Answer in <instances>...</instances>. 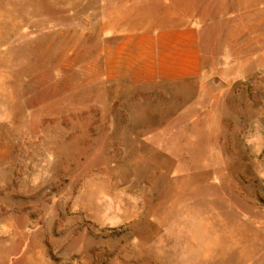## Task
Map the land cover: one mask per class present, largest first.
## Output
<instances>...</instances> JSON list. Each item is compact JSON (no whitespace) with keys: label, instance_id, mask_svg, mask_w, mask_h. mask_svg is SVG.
<instances>
[{"label":"rangeland","instance_id":"374dc122","mask_svg":"<svg viewBox=\"0 0 264 264\" xmlns=\"http://www.w3.org/2000/svg\"><path fill=\"white\" fill-rule=\"evenodd\" d=\"M120 5L203 72L110 79ZM0 264H264V0H0Z\"/></svg>","mask_w":264,"mask_h":264},{"label":"crops","instance_id":"0c3cea01","mask_svg":"<svg viewBox=\"0 0 264 264\" xmlns=\"http://www.w3.org/2000/svg\"><path fill=\"white\" fill-rule=\"evenodd\" d=\"M114 9L119 11L104 17V66L110 79L186 81L203 72L200 32L190 12L168 10L153 17L151 28H144L137 11L133 31L125 27L128 16L121 5Z\"/></svg>","mask_w":264,"mask_h":264}]
</instances>
